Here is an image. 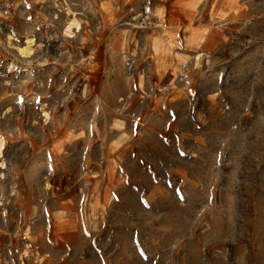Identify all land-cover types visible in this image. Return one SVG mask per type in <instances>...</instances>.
<instances>
[{
  "label": "rangeland",
  "instance_id": "374dc122",
  "mask_svg": "<svg viewBox=\"0 0 264 264\" xmlns=\"http://www.w3.org/2000/svg\"><path fill=\"white\" fill-rule=\"evenodd\" d=\"M0 264H264V0H0Z\"/></svg>",
  "mask_w": 264,
  "mask_h": 264
},
{
  "label": "bare ground",
  "instance_id": "6f19581e",
  "mask_svg": "<svg viewBox=\"0 0 264 264\" xmlns=\"http://www.w3.org/2000/svg\"><path fill=\"white\" fill-rule=\"evenodd\" d=\"M71 23L74 24V26L76 27L77 30H79L80 24H79L78 20L75 17L72 18ZM33 41H34L33 38H31V37L27 38L25 40L24 45L18 46L19 53L21 55H24V56L30 55L31 52H32V42ZM195 57H196V59L198 61L199 54L195 55ZM183 62L186 63L185 61H183Z\"/></svg>",
  "mask_w": 264,
  "mask_h": 264
},
{
  "label": "built area",
  "instance_id": "2783aa9c",
  "mask_svg": "<svg viewBox=\"0 0 264 264\" xmlns=\"http://www.w3.org/2000/svg\"><path fill=\"white\" fill-rule=\"evenodd\" d=\"M187 72H188V66L187 63H181L179 66V71H178V78L180 80H183L184 78H186L187 76Z\"/></svg>",
  "mask_w": 264,
  "mask_h": 264
}]
</instances>
